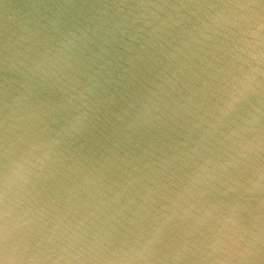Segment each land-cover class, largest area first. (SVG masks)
Instances as JSON below:
<instances>
[{
    "label": "water",
    "instance_id": "obj_1",
    "mask_svg": "<svg viewBox=\"0 0 264 264\" xmlns=\"http://www.w3.org/2000/svg\"><path fill=\"white\" fill-rule=\"evenodd\" d=\"M0 264H264V0H0Z\"/></svg>",
    "mask_w": 264,
    "mask_h": 264
}]
</instances>
